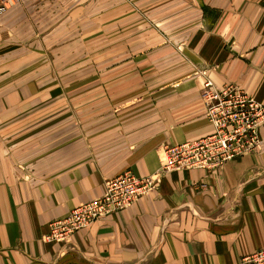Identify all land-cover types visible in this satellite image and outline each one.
I'll return each mask as SVG.
<instances>
[{
  "label": "crops",
  "instance_id": "obj_1",
  "mask_svg": "<svg viewBox=\"0 0 264 264\" xmlns=\"http://www.w3.org/2000/svg\"><path fill=\"white\" fill-rule=\"evenodd\" d=\"M16 5L0 43V58L19 59L0 76V264H239L264 246V125L255 153L218 169H161L166 148L213 131L205 79L264 104V0ZM66 15L88 55L73 62L71 95L41 76L40 63L20 60L37 52L38 18L49 33L54 17L58 36ZM126 171L156 185L66 240L46 241L53 220Z\"/></svg>",
  "mask_w": 264,
  "mask_h": 264
},
{
  "label": "built area",
  "instance_id": "obj_2",
  "mask_svg": "<svg viewBox=\"0 0 264 264\" xmlns=\"http://www.w3.org/2000/svg\"><path fill=\"white\" fill-rule=\"evenodd\" d=\"M201 99L213 131L205 137L166 148L162 171L218 169L225 162L258 149L264 104L234 84L216 86L209 79L203 81ZM156 182L152 177H137L132 171L108 180L100 197L78 205L64 218L53 220L46 241H64L95 220L127 208L153 189ZM239 264H264V246L243 257Z\"/></svg>",
  "mask_w": 264,
  "mask_h": 264
},
{
  "label": "rangeland",
  "instance_id": "obj_3",
  "mask_svg": "<svg viewBox=\"0 0 264 264\" xmlns=\"http://www.w3.org/2000/svg\"><path fill=\"white\" fill-rule=\"evenodd\" d=\"M17 0H0V43H3L9 32V23H6V17L8 15L9 10L17 7ZM54 17L49 16V33H46L43 30H46V22L41 23L38 18L34 23L40 30H34L30 33L33 40V49L37 52H34L31 55H21V65L31 64L34 66V69H38L37 64L42 65L43 74L41 75L44 78H57V83L61 85L59 88L60 92L71 95L74 94V86L72 83V79L75 72L78 70H74L72 67L74 60L78 59V56H81V60H88V55H79L82 51L83 47L86 46L83 39L77 37H73V23L71 21V16H65L62 21L59 18L61 30L56 35L57 32H53L52 23ZM18 24H23L22 21H17ZM49 34V39L45 36ZM57 36V37H56ZM88 41V40H86ZM47 51V53H46ZM94 56V55H93ZM99 55H97L98 57ZM12 65H16V61L19 59L11 56V57H1L0 58V76L1 79L4 77H8L11 72L8 69V62ZM48 62H52L54 68H48ZM37 71V70H35ZM33 71L34 73H36ZM51 84V83H50ZM56 84V82L52 83ZM48 88H52L50 85ZM78 88V87H77ZM6 90L8 87L5 88ZM99 90V86H93L90 90L82 91L83 93L95 92L94 90ZM4 87H1V91L3 92ZM67 104H71V102H66Z\"/></svg>",
  "mask_w": 264,
  "mask_h": 264
}]
</instances>
